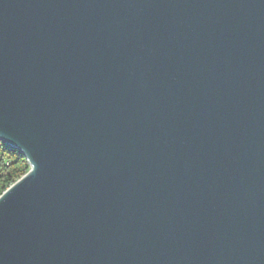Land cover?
<instances>
[{"label": "water", "instance_id": "obj_1", "mask_svg": "<svg viewBox=\"0 0 264 264\" xmlns=\"http://www.w3.org/2000/svg\"><path fill=\"white\" fill-rule=\"evenodd\" d=\"M0 264H264V0H0Z\"/></svg>", "mask_w": 264, "mask_h": 264}, {"label": "trees", "instance_id": "obj_2", "mask_svg": "<svg viewBox=\"0 0 264 264\" xmlns=\"http://www.w3.org/2000/svg\"><path fill=\"white\" fill-rule=\"evenodd\" d=\"M28 170L27 162L19 152L0 143V195Z\"/></svg>", "mask_w": 264, "mask_h": 264}]
</instances>
